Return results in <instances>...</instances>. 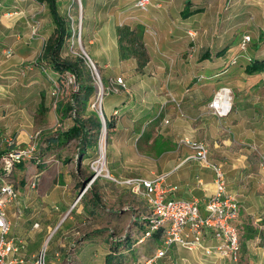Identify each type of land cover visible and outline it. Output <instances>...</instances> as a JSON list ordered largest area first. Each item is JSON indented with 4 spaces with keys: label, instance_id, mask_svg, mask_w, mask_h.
<instances>
[{
    "label": "rangeland",
    "instance_id": "374dc122",
    "mask_svg": "<svg viewBox=\"0 0 264 264\" xmlns=\"http://www.w3.org/2000/svg\"><path fill=\"white\" fill-rule=\"evenodd\" d=\"M65 1L63 15L72 21V36L66 40L61 54L68 57L77 55L86 57L87 54L94 61L96 69L87 64L96 85V93L91 100L90 107L99 113L104 125L99 134L97 145L85 150L87 153H81L84 142L79 138L60 145L51 141L59 132L67 130L74 123L75 111L65 117L64 120H59L57 100L63 105H71L72 94L78 90L79 83L74 75L69 72L59 75L53 70L48 60H43L44 45L47 41L43 37H47L49 31H45L43 28L41 30L40 27L45 21H50V18L44 14L42 17L32 19V8H36L32 5V0H2L0 15L3 17V21L8 23L11 19L17 18L18 20L16 26L18 40L14 57H6L2 52L4 48L13 44L14 38H16L14 32L11 35L3 30L4 40L0 43V185L4 182H12L16 186L17 196L8 204V210L12 214L10 219L12 228L17 221L19 224H15L16 227L22 226L20 223L24 221L25 223L28 222L27 228L29 230L37 228L35 236L32 234V237H36L38 243L31 244L29 252H27L29 239L26 238L25 256L27 257V264H35L36 256L44 249H46L48 264H106L107 255L111 256L112 259L109 264H141L144 259L155 256L161 248L162 240H154V233L151 236L144 235L145 231L149 229L145 224L146 218L150 215L149 207L146 211L138 198L139 196L134 194L122 181L128 177H137L134 173H141L139 177H144L143 175L146 176L147 173L150 176L164 174L156 171L155 163L160 155V148H167V146L162 141L158 144L156 140L152 143L143 144V137H146L145 139L148 141L152 137H158L157 139L161 137L153 122L147 124L144 136L138 137L136 145L129 147L113 143L112 132L109 137L105 125L104 101L109 93L114 92L104 94L101 103L97 99L100 91V80L97 73L104 89L109 82L107 83L103 70L92 56L87 45L85 34L86 0ZM256 3V0H242L238 9L243 14H249L255 10L254 7L256 6L254 5ZM231 4L230 1L228 6ZM257 5L261 8L262 3ZM123 7L127 10L121 11L118 7L115 8L117 20L122 23L128 20L124 19L128 14H141L148 18L151 11L138 9L134 2L131 4L124 2ZM43 19L44 22L41 24ZM33 24H37L38 34L31 38V26ZM238 27L232 21L228 26L222 27L226 29V39L222 43L221 41L218 42L222 36L218 38V34H216L213 37L212 32L206 43L214 45V48L217 44L223 45L224 42L227 46L230 45V49L226 51L224 58L228 62L231 58V62L236 59L237 63L242 65V62L250 61V56H247L246 52L254 50L258 45V39L253 29L248 25ZM215 28L222 30L221 26L213 24L211 30L214 31ZM74 29H81V40L73 37ZM187 35L190 37V34ZM245 35H253V37L251 36L252 40L246 44V49H242L241 45ZM197 36H195L194 44L199 43L195 42ZM261 36L264 35L261 34ZM10 39L12 41H9ZM261 39L262 37L259 41ZM35 61H39V63L37 64ZM41 61L45 62L46 70L41 66ZM211 65L213 66V64ZM258 77L255 78V81L251 80L253 82L245 79L244 84L247 85V89H250L246 98L249 99V104L253 103L248 107L253 108L256 105L260 112L264 110V79L259 80ZM122 78L126 83L124 76ZM224 80L225 76L220 75L218 79L216 78L215 83L220 86L225 82ZM56 85L61 89L58 96L52 94ZM220 88L222 87H219L212 98L208 99L210 106ZM172 98L171 101L174 103L179 117L184 120L188 119L190 114L186 108V98H176L177 102L173 101ZM112 116L116 121L120 116V110H114ZM259 116V120L264 121L262 112ZM251 132L250 141L253 144L249 148L252 151L254 170H256L260 182L257 181L254 184L255 187H251L250 182L246 186L251 187V192L257 196L256 201H253L254 209L257 211V209L264 208V126L259 124L257 129ZM182 136L177 137L178 142L191 148L184 141L195 139ZM103 144L104 154L101 150ZM124 149L128 150L125 154L128 157L126 160L124 158L114 159L109 154L110 150L117 154V150ZM18 152L24 154L21 160L22 166L17 165L18 162L14 160V154ZM42 169H45V172L39 175ZM96 173L99 176L93 184L89 185L91 183L90 178ZM32 174L38 178L39 189L44 190L49 187L50 191L48 192L52 197L55 194L53 192H55L56 185H59L58 191L61 194L71 192L72 195L67 200L68 204L64 203L65 206L70 207L69 211L63 214L65 209L58 211L54 206L51 207L55 203L63 202V200L55 199L58 198L57 196H54L55 198L51 201L43 200V198H39L41 201L35 199L37 185L30 188L22 183V180H26ZM110 175L120 182L114 181ZM100 179H107L113 185L109 188L110 197H106V193L101 190L100 199L97 200L95 194L100 191V187L95 182ZM165 185L168 189L170 188L167 182ZM59 192L56 194L61 195ZM28 196L29 200H26ZM32 200L33 202L30 203ZM19 201H21V205L18 204ZM28 203L32 205L28 206ZM36 203L39 205L36 206ZM81 205V212H78ZM55 211H57L56 213L59 212V215L62 213V215L56 221L53 220L54 223L51 227L45 225V218L47 217L45 212L52 215ZM248 218L249 220H247L246 213L239 217L240 222L237 227L240 233L241 248L236 263L174 244L166 255L155 258L153 264H264V220H256L255 213ZM41 222H44V225ZM36 223L38 226H35ZM251 230L255 235L252 238L248 237Z\"/></svg>",
    "mask_w": 264,
    "mask_h": 264
},
{
    "label": "crops",
    "instance_id": "0c3cea01",
    "mask_svg": "<svg viewBox=\"0 0 264 264\" xmlns=\"http://www.w3.org/2000/svg\"><path fill=\"white\" fill-rule=\"evenodd\" d=\"M230 1L232 4L228 6ZM32 2V5L38 8V10L35 7L32 8V19L42 17L44 14L50 18V21L47 20L44 24H42L44 19L41 20L42 25L40 27L41 30L43 28L45 31H49V35L43 37L48 40L56 27L49 6L37 0H32ZM124 2L130 4L134 2L135 4L136 0H86L85 34L90 52L103 70L107 83L111 78L118 76H124L127 83V89H122L119 93H109L104 101V112L108 117H113L114 110H120V116L115 121V128L112 131L113 143L129 147L136 145L138 137L144 136L147 124L153 122L161 137L159 139L152 137L149 141L143 137L142 141L143 144L152 143L155 140L159 144L162 141L167 146V148H160V155L155 163L156 171L168 174L166 182L170 188L166 197L184 200L197 198L201 203V212L205 215L207 212L204 208V202L216 189L215 173L202 162L194 159L192 157L193 149L180 144L177 137L183 135L204 141L208 145L211 160L223 167L228 190L238 197L239 217L246 213L247 220H249L248 217L255 213L256 220H264V208L257 209V211L254 209L253 201H256L257 196L251 192V187H255L254 184L259 181V178L256 170H254L252 151L249 148L253 144L250 141L251 131L256 130L259 124L264 126V121L259 120V114L260 112L264 114V110L259 112L256 105L253 108L248 107L253 103L249 104L250 101L246 98L250 89H247V85L244 84L245 79L255 81L257 76H259V80L261 78L263 80L264 72L249 75L245 72V65L249 61L242 62L240 65L237 61L231 62L232 58L230 62L224 58L226 51L230 49V45L227 46L224 42L223 45L217 44L214 48V45L206 43L211 32L213 37L216 34H218V38L222 36V39L218 40L222 43L226 39V29L222 27L228 26L234 21L235 26L243 25L245 27L248 25L251 27L258 39V45L254 50L246 52L247 56H250L251 60L263 59L264 36L261 34L264 35V0H256L255 10L249 14H243L238 9L242 0H152V6L148 10H151L148 14L150 19L134 13L126 15L124 19L128 20L122 23L117 20L115 8L118 7L121 11L127 10L123 7ZM65 3V0H57L61 14L65 10ZM259 3H262L261 8L257 5ZM184 9L190 11V15L185 18L182 16ZM3 20L0 15V43L4 40L3 30L11 35L14 32L16 38L10 47L15 53L18 40V29L16 28L18 20L17 18L11 19L8 23ZM122 24L131 27H135L137 24L145 26L144 40L150 60L144 72L137 70L136 58H120L117 27ZM213 24L221 26L222 30L215 28L212 31ZM187 34H190V37ZM197 34L199 35L197 36ZM195 36H197L195 42H199L196 43L197 45L194 44ZM251 36L253 37V35ZM261 37L262 39L259 41ZM205 53L209 54L208 58H203ZM220 75L225 76V82L217 86L215 80ZM223 86L231 89L234 105L227 116L220 117L214 112L208 103V99L212 98L214 92ZM171 96L177 99L186 98V108L190 114L188 119L184 120L179 117L175 105L171 101ZM238 100L242 102L240 103ZM167 119L169 122H166ZM127 151L126 149L117 150V154H115L110 150L109 154L114 159L124 158L126 160L128 158L125 156ZM44 165L47 167L46 164ZM49 167L51 168V166ZM45 169H42L39 175L45 172ZM134 174L141 176V173ZM143 176L153 177L155 174L150 176L147 173L146 176ZM33 180H36L38 187V178L33 174L29 175L26 180H22V183L31 188ZM249 182L251 187L246 186ZM95 184L100 187V191L96 192L97 195L95 194L97 200L100 199L101 190L106 193V197H110L109 188L112 187V182L107 179H100ZM58 188L59 185L54 188V196L58 197L55 198L49 195V187L44 190L38 187V189L36 188L35 199L43 198V200L51 201L55 198L63 200V202L55 203L51 207L54 206L58 211L65 209L62 212L64 214L70 208L64 203L68 204L67 200L72 193L63 192L61 194ZM171 188L174 189L171 190ZM57 192L61 195L56 194ZM138 198L148 211L145 199ZM26 200H29V196ZM32 202L33 200L30 203ZM30 203L28 206L32 205ZM37 205L39 204L36 203ZM81 209L82 205L78 212H81ZM56 212L52 215L45 212L47 215L45 225L51 227L54 223L53 220L56 221L62 215V213L59 215V212ZM8 215L11 219L12 214L9 210ZM239 217L236 222L237 225L240 222ZM27 223L22 221L20 223L22 226L16 227L15 224H19L17 221L14 224L15 228H12L11 235L25 240L28 238L27 252H29V246L37 244L38 239L32 237V234H36L37 228L29 230ZM41 223L44 225V222Z\"/></svg>",
    "mask_w": 264,
    "mask_h": 264
},
{
    "label": "built area",
    "instance_id": "2783aa9c",
    "mask_svg": "<svg viewBox=\"0 0 264 264\" xmlns=\"http://www.w3.org/2000/svg\"><path fill=\"white\" fill-rule=\"evenodd\" d=\"M135 6L140 10L147 11L152 6V0H136ZM37 34L38 26L33 24L31 37L34 38ZM190 34L193 35L192 32ZM81 36V29H74L73 37L81 40ZM251 40V35H245L241 45L242 49H246V44ZM3 54L6 57H12L14 50L12 47H6L3 49ZM82 57L88 65L95 68V63L89 55L86 54V57ZM233 62H236V59ZM35 63L38 64L39 61H35ZM44 64L41 63V66L46 70ZM97 75L100 80L97 99L100 103L104 94L126 89V83L121 76L111 78L104 89L100 76L98 73ZM59 91L60 89L56 85L52 94L58 96ZM172 99L177 102L175 97ZM211 107L218 116H227L232 110L230 89L220 88L211 102ZM184 143L193 149L192 157L194 159L202 162L215 173V192L208 196L204 202L207 214H202L201 203L197 198L192 200L167 198L166 194L169 189L165 185L166 174L154 177H128L122 181L134 194L145 199L149 207L150 215L145 222L149 229L145 231L144 235L151 236L153 233L161 232V248L154 257L144 259L141 264H153L155 258L166 255L174 244L236 263L241 248L240 233L236 224L240 213L237 196L228 190L223 167L211 160L208 145L200 140H186ZM23 155L19 152L15 153L14 160H22ZM98 176L99 174H94L90 178L89 185L93 184ZM112 178L114 181L120 182L115 177ZM36 185L37 182L33 180L31 187L34 188ZM173 189L171 188V190ZM16 196L17 191L14 183L4 182L0 185V264H27L25 256L27 241L11 235L12 221L8 215V204ZM35 226H38V223ZM35 264H48L46 249L36 256Z\"/></svg>",
    "mask_w": 264,
    "mask_h": 264
},
{
    "label": "trees",
    "instance_id": "16d2710c",
    "mask_svg": "<svg viewBox=\"0 0 264 264\" xmlns=\"http://www.w3.org/2000/svg\"><path fill=\"white\" fill-rule=\"evenodd\" d=\"M48 4L53 21L55 23V30L47 40L44 50L43 59L50 61L53 70L59 75H64L66 72L73 74L79 83L77 91L72 94L71 105H63L57 100V111L59 113V120H64L69 114L75 111L73 117L74 123L65 131L59 132L56 137L51 139L57 145L66 143L72 139H81L84 142L81 153H87L85 150L92 148L98 143L99 134L103 128L104 122L99 113L91 109V100L96 93V85L94 83L93 75L87 67V62L82 56H63L61 50L66 40L72 36V21L59 12L57 0H37ZM190 15L189 9L182 11V16L188 17ZM145 26L137 24L131 27L127 24H122L117 27V38L119 55L121 59L136 58L137 70L144 72L146 65L150 60V56L145 45ZM209 54L205 53L203 58H208ZM41 63H45L41 61ZM40 63V64H41ZM245 72L249 75L264 72V58H256L250 60L245 65ZM59 87V86H58ZM60 89V87H59ZM61 90V89H60ZM106 127L110 137L111 132L115 128V121L113 117H108L106 114ZM2 154V153H1ZM17 165H21L20 161ZM96 197V195H95ZM253 230L250 231L248 237H254ZM160 232L153 235V239L160 241ZM107 263L111 262V256L107 255Z\"/></svg>",
    "mask_w": 264,
    "mask_h": 264
},
{
    "label": "bare ground",
    "instance_id": "6f19581e",
    "mask_svg": "<svg viewBox=\"0 0 264 264\" xmlns=\"http://www.w3.org/2000/svg\"><path fill=\"white\" fill-rule=\"evenodd\" d=\"M103 147H104V144L102 145V147H101V150L103 151V154H104V150H103ZM101 171V170H100Z\"/></svg>",
    "mask_w": 264,
    "mask_h": 264
}]
</instances>
